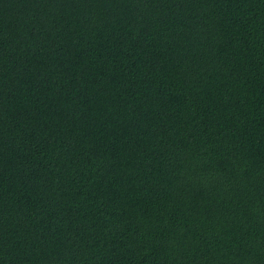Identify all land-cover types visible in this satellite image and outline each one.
<instances>
[{"label":"trees","instance_id":"1","mask_svg":"<svg viewBox=\"0 0 264 264\" xmlns=\"http://www.w3.org/2000/svg\"><path fill=\"white\" fill-rule=\"evenodd\" d=\"M0 264H264V0H0Z\"/></svg>","mask_w":264,"mask_h":264}]
</instances>
